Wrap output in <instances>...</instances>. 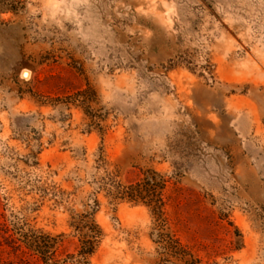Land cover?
I'll return each instance as SVG.
<instances>
[{
  "label": "rangeland",
  "instance_id": "374dc122",
  "mask_svg": "<svg viewBox=\"0 0 264 264\" xmlns=\"http://www.w3.org/2000/svg\"><path fill=\"white\" fill-rule=\"evenodd\" d=\"M86 214V264H264V0H0V264H81Z\"/></svg>",
  "mask_w": 264,
  "mask_h": 264
},
{
  "label": "trees",
  "instance_id": "16d2710c",
  "mask_svg": "<svg viewBox=\"0 0 264 264\" xmlns=\"http://www.w3.org/2000/svg\"><path fill=\"white\" fill-rule=\"evenodd\" d=\"M145 177L142 182L136 183L135 185L130 184L129 186L122 187L115 191L114 195H119L120 198H127L131 201L141 200L145 202L153 215L157 216L163 222L165 219L162 218L164 213L163 205L164 202L161 197V191L164 188L165 180L161 174L153 169L147 170ZM75 229L79 232V248L77 263L86 264L87 257L92 255L100 241L101 230L94 220L89 215H83L76 223H71ZM51 241V243H50ZM55 238L44 236L42 241L34 240L28 245L29 248L34 247V250L38 252L41 260L46 264L48 257L49 248L53 247ZM163 242L164 251H170V255L175 256L184 264H200L198 258L193 255L183 246L180 242L173 238L169 233L164 234Z\"/></svg>",
  "mask_w": 264,
  "mask_h": 264
},
{
  "label": "bare ground",
  "instance_id": "6f19581e",
  "mask_svg": "<svg viewBox=\"0 0 264 264\" xmlns=\"http://www.w3.org/2000/svg\"><path fill=\"white\" fill-rule=\"evenodd\" d=\"M25 75H27V72L26 73H24Z\"/></svg>",
  "mask_w": 264,
  "mask_h": 264
}]
</instances>
